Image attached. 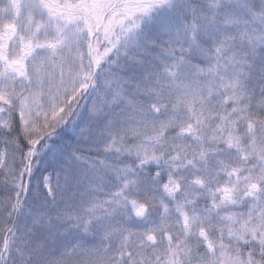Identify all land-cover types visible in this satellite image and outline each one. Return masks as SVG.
<instances>
[{"label":"snow or ice","instance_id":"6c2138e0","mask_svg":"<svg viewBox=\"0 0 264 264\" xmlns=\"http://www.w3.org/2000/svg\"><path fill=\"white\" fill-rule=\"evenodd\" d=\"M0 264H264V0H0Z\"/></svg>","mask_w":264,"mask_h":264}]
</instances>
